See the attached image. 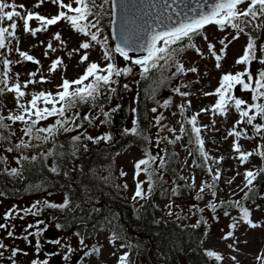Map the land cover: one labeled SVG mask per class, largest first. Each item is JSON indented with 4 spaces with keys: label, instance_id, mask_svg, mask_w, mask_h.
<instances>
[{
    "label": "snow or ice",
    "instance_id": "obj_1",
    "mask_svg": "<svg viewBox=\"0 0 264 264\" xmlns=\"http://www.w3.org/2000/svg\"><path fill=\"white\" fill-rule=\"evenodd\" d=\"M45 0H37L33 5L34 8H39L44 4ZM53 5L58 6L56 14L42 15L39 12H33L25 5L15 3V0H0V96L11 93L14 94L16 102L15 109H9L8 114H3L4 105L0 104V142H7L8 147L4 149L7 153L18 152L22 153L25 149L39 148L42 144L51 142L53 148L41 153L39 158L46 160L49 157L54 159L53 165L49 171L59 174V165L56 163L63 156L62 152L56 151V137L63 133L76 132L77 134L71 137V155L76 156L81 147L86 151L87 144L83 141H91L99 143L101 141H111V133H103L99 136H92L88 134L87 128L112 123L113 114L120 110V105L116 104L108 107L105 110V105H111L113 96L117 93V86H121L125 91H130L131 86L128 83L120 85L121 77H129L135 75L134 67L138 66L139 76L142 80H151L155 85L148 93L149 98L153 99L160 109H167L172 104V97H169L163 102L155 100V93L158 88L170 81L187 76L189 73L198 74L199 69L195 66L186 67L182 62L181 57L188 50H194L195 53L202 59L205 58L204 52L195 43L196 38H202L207 44V51L209 55L215 60V67H221V61L227 55V48L233 41L238 40L241 34L248 36V40L244 47L243 54L239 56L235 64L243 65V71L235 73L227 72L222 74L218 87L213 92H205V96H216V102L210 107L200 109L199 112L194 113L191 117H186V109L191 107V101L177 105L180 115L183 117L180 124L179 134L177 129L168 127L162 123L166 119L163 112L153 118V126L157 127V135L155 139V146L159 149L162 142L174 145L181 141L185 135H189V143H195L196 153L189 150V156L198 155L199 160L193 159L192 164L188 165L187 160L184 165L190 168H201L211 178V182L202 180L200 187L194 197L195 200H203L206 189L210 192L212 199L205 205V208L212 213H216L218 209H224V216L229 217L231 213L229 209H237L239 216L231 217L229 230L221 237L222 240L231 239L233 242L227 247L235 252L240 249L237 244L240 243L235 236L236 229L239 224L243 222L251 228H257L261 225L254 222L251 218L252 210L246 206L247 201L252 200L255 203L254 197L258 190L254 185L257 178L264 174V167L253 170L246 169L242 174L244 181L241 185H237L233 190V196L238 193H243V197L239 200L228 199L216 201L217 186L221 179V169H213V164L223 163L224 157H213L205 150V139L202 132L215 129V117L217 115L227 117L228 112L234 109L239 119L233 124L232 129L227 133L225 139L232 137L233 145L232 151L236 154L233 158L239 160L241 165L249 162L252 156L259 157L264 161V43L258 45L260 40L259 33L264 30V0H197L195 7H190L185 3V0H51ZM75 5V6H74ZM183 5V7H181ZM18 8L20 10H18ZM119 9L121 24L118 32L119 43L114 48L108 45V38L102 36L103 25L102 21L105 16L111 18L113 12ZM4 21L10 22L4 26ZM18 21H22L23 31L26 34H31L33 37L37 36L39 32H46L49 26H55L61 22H66L71 29L78 34H81L85 39L80 42L77 48L66 51L68 58L79 55V64L87 63V66L78 78L69 80L65 76L61 77V82L57 84L56 90H40L27 91L29 85H36L38 83H50L49 78L40 74V69L28 73V79L21 82L20 74L14 73L12 65L23 62H33L39 66L40 61L29 54L27 51L21 50L19 47L20 40L17 37ZM36 21L39 27H31L30 22ZM110 22L111 19H110ZM209 25L217 26L221 32L231 29V32L219 38L218 43L221 45L217 50L216 44L209 40L205 33V28ZM229 35L231 40H229ZM15 41V47H13ZM53 41L58 42L57 46L53 45ZM40 44L45 47L44 55L46 58L49 52L55 53L58 50L67 49V41L62 38L61 32H56L51 39L46 43L40 41ZM95 45H99L102 50L101 63L90 61L89 49ZM35 47V45H33ZM17 53L21 59L12 60L8 58L11 53ZM83 52V54H81ZM130 53H141L138 57H133ZM118 54L124 61L130 62L121 67L115 63V55ZM256 64L255 73L252 68ZM63 57H56L49 65V73H55L58 68L66 71ZM39 75V79L36 77ZM198 82V81H197ZM139 83V81H135ZM186 83L178 84L171 90L175 95L182 98H187L192 93L189 91H182V88H187ZM250 94V100H245L237 95V90ZM30 96L31 99L25 100V97ZM134 103L137 102L136 97L133 98ZM87 105L89 111L81 115V106ZM152 113H158V108L153 107L150 110ZM134 116L132 121L133 127L123 129L124 135H132L142 137L148 144H151L152 138L147 136L141 130L138 118V109L131 108ZM202 113H210L213 117L211 126L199 125L198 117ZM175 115V113H173ZM103 117V119H101ZM54 118L53 122L47 126H41V123ZM262 122H257V120ZM99 121V124L96 123ZM10 122V123H9ZM17 123L22 127L19 129L21 136L18 142L13 144L12 137L16 136V130L13 125ZM246 125V127H240ZM187 126V127H186ZM251 134L249 132V127ZM165 129L172 133V138L161 136L160 133ZM83 130V131H81ZM24 137L28 139L25 140ZM259 137L260 143H257L256 148L251 151L242 150L240 143L241 139L256 140ZM59 147H63L60 145ZM38 159L37 156L28 157L26 155H18L15 157L16 167L8 166L7 156L0 155V175H7L9 178L22 179L25 171V163L31 164ZM168 165L167 149H161L155 155L152 154L151 149H145L144 158L137 160L134 163L133 180L135 182V191L132 196L134 202L150 198L154 186L163 179V171ZM183 169H181L182 171ZM67 173H65L66 175ZM144 174L146 179L140 180L139 177ZM121 176H126L127 173L121 170ZM236 176L241 175L239 171ZM107 179V178H106ZM180 180L189 181L186 187L193 190L196 189V177L194 173H190L189 177L183 175L179 176ZM235 181V176L227 180V184L231 186ZM147 183L148 187L145 190L144 185ZM32 190H41L43 184H32L29 186ZM116 187H121L117 185ZM180 185H175L172 188V195H178ZM128 185L125 183L123 189H127ZM166 193L167 190L165 189ZM5 193L0 190V197ZM261 198H264L262 196ZM70 201L65 198L63 203L57 204L49 200H37L30 207L26 209H18L15 206L9 209L4 214V220L8 221L14 219L16 216L23 218L24 215L39 216L45 208L50 209H67ZM178 207V206H177ZM256 205V209H259ZM168 215H176L180 218L178 213L173 211V202L166 205ZM205 208H200L193 204L191 210L192 214L199 212L201 214L200 220L197 221L193 228L200 227L201 223L207 226V221L203 217ZM213 219L219 221V216L214 215ZM111 223V221H106ZM45 223L44 221H37L35 225H28L29 229L35 228L36 231L29 232L24 235L23 239L29 244V236L38 237L43 232L47 231V227L40 229L39 225ZM63 225L56 224V229H62ZM0 229L6 230L9 237H14V225L9 223H0ZM223 231V229H222ZM78 238L79 245L87 249L84 256H99L101 254L102 246L89 247L85 243L84 236L80 232H74ZM123 237L115 230L112 233L109 243L115 245L117 240H122ZM63 238L50 239L47 241L50 245H58L64 247L66 252L63 256L64 261H68L75 249L68 243L62 244ZM247 243V241H243ZM120 247H130L127 243H122ZM34 249L37 255L36 259L31 261V264H49L48 258H40L41 245L39 240L36 241ZM5 250H9V246L3 243L0 239V257H4ZM18 255H27L20 248L12 247L10 255L7 256L9 264H17L16 257ZM48 257L56 256L55 251L47 254ZM115 255V253H112ZM129 252H123L117 259V264H133L130 261ZM207 258H213L216 262H222L225 257L223 254L215 250H205ZM230 259L234 264H239L235 255ZM259 264H264V250L256 257Z\"/></svg>",
    "mask_w": 264,
    "mask_h": 264
},
{
    "label": "trees",
    "instance_id": "obj_2",
    "mask_svg": "<svg viewBox=\"0 0 264 264\" xmlns=\"http://www.w3.org/2000/svg\"><path fill=\"white\" fill-rule=\"evenodd\" d=\"M110 19L108 16L103 18L102 36H106L109 47L114 48V41L110 32ZM259 35L260 43H264V30ZM118 62L119 57L116 54L115 63L118 64ZM123 66L125 65L122 62L121 67ZM134 73L135 75L133 76L120 78V85L128 83L131 86V90L125 91L121 86H117V93L113 96L111 105H105V110L113 105H120V110L113 114L112 123L99 126L103 131L93 135L95 137L106 132L111 133V141H101L99 143L83 141V143L87 144V150L85 151L81 147L76 156L73 157L71 155V137L77 133L72 132L58 135L56 137V151L63 153V156L56 161L59 165V174L49 171V168L54 163L52 157L46 160L39 158L41 153L53 148L51 142L42 144L39 148L25 149L22 153L16 152L17 156H37L38 159L31 164L25 163L22 179L9 178L7 175H2L1 190L5 193L3 197H16L19 199L29 197L35 198L36 201H43L49 200L48 198L51 193H62L70 201L69 208H45L41 215L37 217L42 221H49L54 225L60 223L63 225L62 230L71 233L80 232L85 240L96 237L103 229L110 230L111 233L115 230L123 237L121 241L130 245V247H127V252L131 253L130 261L133 264H153L151 260L165 264H221V262H216L213 258H207L205 255L206 248L204 242L211 230L209 225L207 224L206 226L204 223H201L198 228L192 227V225H195L200 220L201 214L199 212L192 214L193 210H191V206L196 204L202 208L203 200H195L196 193H194L193 189L186 187L188 181L179 179V176L182 175L180 163L183 153L186 155L190 165L194 158L199 160L198 155L189 156L188 154L189 150L194 154L196 153L195 143H189L190 137L189 135H185L181 141L174 145L162 142L159 149L155 146L158 129L153 126L154 116L158 115L159 112H163L166 119L162 123L170 128L173 127L169 123V117L172 112L176 111L179 114V121L183 119L177 105L182 102L186 103L189 100V96L182 98L175 95L171 90L182 83L183 76L158 88L155 93V100L163 102V100L172 97L171 106L167 109H160L155 101L148 96V93L155 85L151 80L140 79L138 66L134 67ZM137 80L139 81L138 84L135 83ZM187 90V88H182V91ZM134 97H136V103L133 101ZM132 107L138 109L137 115L141 130L152 138L153 142L151 144H148L142 137L123 134V129L133 127L132 121L134 116L131 112ZM153 107L158 108V113L150 111ZM80 111L83 116L84 113L89 111V108L87 105H84L81 106ZM230 111L234 115L232 117V123L234 124L239 119V116L235 110ZM193 114L190 107L186 109V117H191ZM257 122L262 121L258 119ZM198 124L201 125L199 118ZM85 127L88 134L91 135L89 131L93 130L90 129L93 126L89 127L85 125ZM179 127V123L177 127L174 126L177 129V134H179ZM240 127H246V125H240ZM247 127H249L251 134L250 126ZM160 135L172 138V133H169L167 129L161 132ZM202 136L205 139V150L210 153L206 131L202 132ZM24 139L27 140L28 138L24 137ZM17 142L18 139L14 140V137H12V143L15 144ZM250 142H254L255 145L249 151L254 150L257 143L261 141L259 137L256 140H240L241 145ZM60 145L63 147H59ZM1 146L6 148L9 145L7 142H1ZM130 146H139L144 150L146 147L153 148L155 149L153 155L161 149H167L168 155V165L163 171L162 181H159L154 186L150 198L137 202L129 199L130 186L128 185L126 190L123 189L121 185L123 183L120 182V184L114 179V172L112 170L117 156ZM242 150L248 151L243 146ZM252 157L259 161L258 167H255L253 170L264 167V161L257 156ZM8 165L9 167H16L15 158L11 164L8 162ZM216 168H219L218 164H213V169L215 170ZM192 171L206 176L211 181V178L203 169L192 168ZM65 173L67 174L65 175ZM32 184H43V188L38 191L32 190L29 187ZM117 185L121 187L118 188L116 187ZM175 185L181 186L177 196L189 200L191 204L189 212L181 213L174 211L180 215L179 219H177L176 215L167 216L158 203L159 198L167 197L169 193H172L171 190ZM254 185L258 190L257 195L254 197L255 203L249 200L245 202L246 206L250 204H264V198H261L264 196V174H261L257 178ZM165 189L167 190L166 193L164 192ZM217 190H224V181L222 179L218 182ZM242 197H229L224 200H239ZM234 210L237 209H229L230 212ZM223 213V208L218 209L216 213H212L206 209L203 217L206 221H213L214 215L219 216ZM190 215L195 217L193 218ZM109 220L111 221L110 224L106 222Z\"/></svg>",
    "mask_w": 264,
    "mask_h": 264
},
{
    "label": "rangeland",
    "instance_id": "obj_3",
    "mask_svg": "<svg viewBox=\"0 0 264 264\" xmlns=\"http://www.w3.org/2000/svg\"><path fill=\"white\" fill-rule=\"evenodd\" d=\"M37 2V0H15V3L17 5L23 4L28 9L32 10L33 12H39L42 15H51L56 14L58 11V6L53 5L51 3V0H45L44 4L39 8H34L33 5ZM65 2H68V0H65ZM75 6V5H74ZM18 10H20L18 8ZM10 22L4 21V26H7ZM31 27L36 28L39 27V23L36 21L30 22ZM17 37L20 40L19 47L23 51L29 52L30 55L35 57L40 61V65H32L29 62H23L20 64H14L12 65V70L14 73L20 74V81L23 82L27 80L28 73L37 71V68L40 69V74H43L49 78L51 81L50 83H38L36 85H29V88L27 91H40V90H56V85L61 82V77L65 76L69 80H73L78 78L81 74H83L87 63L79 64L78 61L80 59L79 55H73L72 58H68L66 55V51H71L73 48H77L81 41L85 39L81 34L75 33L70 25L66 22H61L55 26H49L48 31L46 32H39L37 33L36 37H33L31 34H26L23 31L22 21H18V28H17ZM61 32L62 38L67 41V49L66 50H58L55 53L49 52L48 58L45 57V47L40 44V41H44L45 45L51 39L52 35L56 32ZM205 33L208 35L209 40L216 44L217 50L220 49L221 45L218 43L219 38L228 35L229 32L232 33V35H235V32L231 29H227L224 32H221L217 29V26L211 25L209 27L205 28ZM229 40H231V36L229 35ZM248 40V36L245 34H241L240 38L238 40L233 41L231 44H229L227 48V55L226 57L221 61V67L217 69L215 67V60L209 55L207 51V44L206 42L200 38L197 37L195 43L198 47L201 48V50L205 54V58H201L198 56L194 50H188L186 53L181 57L182 62L185 63L186 67H197L199 69L198 74L189 73L187 76H183L182 83H186L189 85L187 87V91L192 93L189 96V100L191 101V110L193 113L199 112L200 109L205 107H210L213 105L217 97L216 96H205L203 93L205 92H213L219 85L220 78L222 74L227 72L235 73L237 71H243L244 66L243 65H236L235 61L236 59L243 54L244 47L246 45V42ZM260 41H258L259 45ZM58 42L53 41V45L57 46ZM35 45V47H33ZM13 47H15V41H13ZM2 51V50H1ZM89 59L90 61H95L98 63H101V66H103L104 61L102 60V50L99 45H95L93 48L89 49ZM83 54V52H81ZM63 57L64 58V64L67 66L66 71L64 69L58 68L55 73H49V65L52 60H54L56 57ZM9 59L12 60H18L21 59L17 53L13 52L10 55H8ZM121 58H119L118 66H121L122 64ZM258 65L255 66V68H252L253 72L255 73L256 68ZM39 79V75L36 77ZM198 81V82H197ZM241 98L245 100H250V94L245 92L238 93ZM31 99L30 96L25 97V100ZM0 104L4 105L3 108V114L7 115L9 109H15L16 102L14 100V94L8 93L3 96H0ZM234 110V109H232ZM175 113V115H173ZM233 113L228 112L227 117L219 116L217 115L215 117V129L214 130H207L206 131V139L207 143L210 148V153L213 157H219L223 156L224 161L223 163L218 164L219 169H221L222 176L221 179L224 181V190L219 191L217 190V196L216 201L219 202L221 200L227 199L229 197H242L243 193H238L235 196H233V190L236 189L237 185H241L244 181L243 173L246 169H254L255 167H258L259 161L252 157L251 160H249L248 163L241 165L239 160L234 159L233 155L235 154L232 151V145H233V138L229 137L225 139L228 133V129L232 127L233 125ZM199 120L201 122V125H209L212 124L213 117L210 113H202L199 117ZM54 118H50L48 121H44L41 123V126H47L48 124L53 122ZM179 121V114L175 111L170 114L169 117V123L171 126H178ZM10 123V122H9ZM96 123H99L96 121ZM22 127L21 124L17 123L16 125H13V128L16 130V136H14V140L19 139L21 132L19 129ZM93 130H90L89 132L91 135L98 134L102 132L101 127H95L93 126ZM255 143L250 142L247 144H243V148L246 150H250L254 147ZM5 147L3 146L2 152L8 155V162L11 164L12 160L17 156L16 152L7 153L4 151ZM155 149H151L152 154L154 153ZM145 150L139 146H130L125 151L121 152L116 158L115 165L112 166V170L114 172V179L117 180L121 184L122 187L125 183L130 186V192H129V199L132 200L133 193L135 191V182L133 180V174H134V163L144 158ZM187 160V164L190 165L188 159L186 158V155L183 153L180 163V170L182 175L185 177H189L190 173H194L192 171V168L187 167L184 165V161ZM237 162V163H236ZM9 166V165H8ZM123 170L127 173L126 176H121L120 172ZM239 171L241 175L236 176V172ZM196 177V189L193 190L194 193H197L201 181L202 180H209L204 175L194 173ZM233 176H235V181L231 186L227 184V180L231 179ZM140 180H145L146 177L144 174H141L139 177ZM190 183V180L188 181ZM148 187L147 183H145L144 188ZM6 198H3V210L9 209L11 206L10 201L6 202ZM51 202L55 203H63L65 200V197L62 193H51L48 198ZM212 199V196L210 192L206 189V192L204 194V199L202 203V208H205V205ZM36 201L35 198H29L24 197L20 198L17 203V208L22 209L23 206H25V202L30 201ZM170 200L173 202V211L185 213L189 212L190 209V202L189 200L178 197L177 195L173 196L172 193H169L167 197L159 198L158 203L165 212L167 216H169L168 210L166 208V205L170 202ZM194 202V201H192ZM260 207L257 210L256 205H248V207L252 210V220L258 224H260V227L257 228H251L247 224H244L241 222L236 229L235 236L238 238L240 243L237 244V247L240 249L239 252H235L230 250L227 245L232 243L233 241L231 239L229 240H222L221 237L224 235L225 232L229 230L228 226L231 223V217L239 216L238 210L231 211V216L225 217L224 214L219 215V221H207V224L210 227V232L208 233L204 246L206 250H215L221 254L224 255L225 259L221 262V264H234V262L230 259L231 256L235 255L237 257V260L239 261V264H259L256 257L258 254L261 253L262 250H264V204L260 203L258 204ZM178 206V207H177ZM25 208V207H24ZM207 208H205L206 211ZM191 217H195L190 215ZM41 220V219H40ZM48 228V227H47ZM223 229V231H222ZM63 235V243H68L71 245L77 253L85 252L87 249L82 248L79 245L78 238L73 235L69 231H64L62 233ZM112 233L110 230H101L96 237L85 240V243L91 247V246H102L101 254L99 256L92 255L88 257H83L81 263L76 264H117L118 257L123 253L127 252L128 248H121L120 245L122 243H125L124 241L117 240L115 245H112L109 243V239L111 238ZM243 241H247V243H243ZM112 253H115V255H112ZM70 264V263H69Z\"/></svg>",
    "mask_w": 264,
    "mask_h": 264
},
{
    "label": "flooded vegetation",
    "instance_id": "obj_4",
    "mask_svg": "<svg viewBox=\"0 0 264 264\" xmlns=\"http://www.w3.org/2000/svg\"><path fill=\"white\" fill-rule=\"evenodd\" d=\"M2 146H1V142H0V155H5L7 156V154L2 152ZM1 179H2V175H0V190H1ZM3 198H6L5 201L8 202L10 201L11 206L9 207V209L13 208L14 206L17 208V203L19 201V198L16 197H0V223H9L10 225H14V229H11L15 232V236L14 237H9L7 235V231L0 229V239H2L3 243H5L6 245L9 246V250H5V254L4 257H0V264H9V261L7 260V256L10 255V249L12 247H16V248H20L22 249L24 252L27 253V255H18L16 257L17 260V264H31V261L33 259L37 258L35 249H34V245L36 244V241L39 240L40 245H41V252H40V258H48L49 259V264H53L54 260L56 259V257H58L57 259V264H76V263H81L82 262V258L84 257V253L80 252L77 253V251H73L71 254V257L68 261H64L63 260V256L66 252V249L64 247L58 246V245H50L47 243L48 240H50L51 238L46 237L45 232H43L40 236L38 237H33V236H29V240L32 242L31 244H29L27 241H25L23 239L24 235H27L29 232H34L36 231L35 228L29 229L28 225H35L37 221H41L39 217L37 216H33V215H24L23 213H21V215H23V218L21 219L20 216H16L14 219L5 221L4 220V214L9 210H3ZM35 201H30V202H25V206L22 207V209H26L28 207H30ZM25 207V208H24ZM45 223L40 224L39 228L43 229L45 227H49L52 226L56 229V225L51 224L49 221H44ZM57 230V229H56ZM66 231V230H57L58 232V236L53 238H63L62 233ZM63 244V242H62ZM46 247L49 248V250H46ZM55 251L56 253H58V255L56 256H51L48 257V253ZM77 258L75 262H73L74 258Z\"/></svg>",
    "mask_w": 264,
    "mask_h": 264
},
{
    "label": "water",
    "instance_id": "obj_5",
    "mask_svg": "<svg viewBox=\"0 0 264 264\" xmlns=\"http://www.w3.org/2000/svg\"><path fill=\"white\" fill-rule=\"evenodd\" d=\"M185 3L189 4L190 7H195V5L197 3V0H185ZM181 7H183V5H181ZM111 21L112 22L110 23V32H111V36H112L113 41H114V45H116L117 43H119L118 32L120 30V24H121L119 9H116L113 12ZM130 55H132L135 58V57H138L139 55H141V53H130ZM29 63L32 65V62H29ZM33 65H35V64L33 63ZM255 66H256V64L253 65V68H255ZM238 93H239V89L237 90V95H238ZM45 234H46V236L48 238H51V239L57 237V235H58L57 231L53 227H48L47 231H45ZM46 250L48 251L49 248L46 247ZM57 259H58V257H56V259L54 260L53 264H57ZM76 259L77 258L75 257L73 259V262H75ZM151 261H152L153 264H165L163 262H158V261H155V260H151Z\"/></svg>",
    "mask_w": 264,
    "mask_h": 264
}]
</instances>
